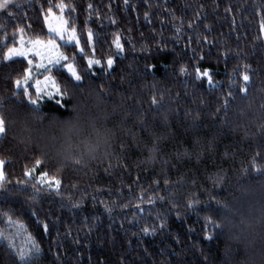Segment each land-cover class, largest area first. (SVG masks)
Returning <instances> with one entry per match:
<instances>
[{
	"label": "trees",
	"instance_id": "trees-1",
	"mask_svg": "<svg viewBox=\"0 0 264 264\" xmlns=\"http://www.w3.org/2000/svg\"><path fill=\"white\" fill-rule=\"evenodd\" d=\"M58 5L83 81L56 68L42 116L3 58ZM0 115V264H264V0H12Z\"/></svg>",
	"mask_w": 264,
	"mask_h": 264
},
{
	"label": "snow or ice",
	"instance_id": "snow-or-ice-1",
	"mask_svg": "<svg viewBox=\"0 0 264 264\" xmlns=\"http://www.w3.org/2000/svg\"><path fill=\"white\" fill-rule=\"evenodd\" d=\"M10 3L11 0H4L3 3H0V9H6ZM58 7L61 12L64 11L63 5H58ZM49 15H52L51 9H49ZM67 24L68 21L62 15L52 16V19L48 21V38L46 40L37 38L25 41L21 35L18 42L19 46L9 48L3 58L6 62L12 61L17 57L23 58L26 61L27 67L24 69L22 78L14 81L16 91L12 95L18 101L22 95L29 104L34 106L32 110L40 113L42 116H45V114L41 112L40 101L45 98L51 99L55 95L60 97L56 101L59 105L64 102V98L67 95L66 90L60 87L56 77L53 75L56 68L63 69V72L76 82L75 86H80L83 81V77L79 74L74 63L75 56L69 58L61 51V44L59 42L63 41L64 44H74L80 53L84 52V48L80 46V40L77 37L76 30L74 28L69 30ZM88 41L89 44L93 41V33L91 31L88 32ZM115 46L118 50L122 51L119 38H117ZM114 62L113 58H109L107 60V69H112ZM87 65L89 70H92L94 65L98 68L102 67L101 61L96 59H88ZM41 75H43V79L39 78ZM91 75L95 76V71H91ZM205 75H208V73L205 72ZM243 79L247 82L249 77L245 75ZM241 91L244 92L246 90L241 89ZM4 132L5 120L0 115V134ZM2 164L3 162L0 161V165ZM4 179L3 172L0 171V184L3 183ZM44 182V176L42 175L41 183ZM51 184L52 182H48L49 187H51ZM55 184L59 185V181H55ZM38 253L39 248L36 247L35 242H32L27 250L21 249L18 253L21 264H31L33 255Z\"/></svg>",
	"mask_w": 264,
	"mask_h": 264
},
{
	"label": "rangeland",
	"instance_id": "rangeland-1",
	"mask_svg": "<svg viewBox=\"0 0 264 264\" xmlns=\"http://www.w3.org/2000/svg\"><path fill=\"white\" fill-rule=\"evenodd\" d=\"M12 1V0H11ZM4 2V0H0V3H3ZM51 13H52V15H49V11L44 15V22H45V26H46V29H47V31H48V21H50L51 19H52V16H63V13L62 12H52L51 11ZM69 28V27H68ZM69 30H71V28H69ZM24 38V37H23ZM20 40V39H19ZM24 40L25 41H27V40H29V39H27V38H24ZM19 42V41H18ZM62 43H64L63 41H61ZM19 46V43L16 45V46H14V47H18ZM8 51V50H7ZM7 53V52H6ZM5 53V54H6ZM17 58H20V57H17ZM88 59H94V58H87V60ZM40 79H43V77H41ZM53 97H58V96H53ZM1 135V134H0ZM1 161V160H0ZM0 171H2V165H0ZM44 183H46L45 185H47L48 186V182H52V184H51V187L52 188H58V186L59 185H56L55 184V181L56 180H52V179H49V178H47V177H45L44 176ZM28 244L27 243H23L22 245H21V248L20 249H23V250H25L24 248H25V246H27ZM19 251V250H18Z\"/></svg>",
	"mask_w": 264,
	"mask_h": 264
}]
</instances>
